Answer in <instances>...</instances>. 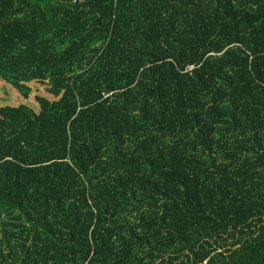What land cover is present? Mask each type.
Wrapping results in <instances>:
<instances>
[{
	"label": "trees",
	"instance_id": "trees-1",
	"mask_svg": "<svg viewBox=\"0 0 264 264\" xmlns=\"http://www.w3.org/2000/svg\"><path fill=\"white\" fill-rule=\"evenodd\" d=\"M0 80V264H264V0H0Z\"/></svg>",
	"mask_w": 264,
	"mask_h": 264
},
{
	"label": "rangeland",
	"instance_id": "rangeland-1",
	"mask_svg": "<svg viewBox=\"0 0 264 264\" xmlns=\"http://www.w3.org/2000/svg\"><path fill=\"white\" fill-rule=\"evenodd\" d=\"M9 52H11V50ZM29 86H30L31 94L35 98H36V96H39V95L44 96L45 94H47V90L49 87V85L47 84V81L42 82V81L35 80V79L29 83ZM15 87L18 88L17 86L11 84L10 82L7 84V83L0 80V103L5 101V99L9 100V102H10V100H14V99L18 98L17 94L14 93L16 91ZM31 94H30V96H31ZM47 97H48V95H47ZM51 97L52 96H50L48 98L50 99ZM29 100H31V99H29ZM29 102H31V101H29ZM229 241L231 242L232 239Z\"/></svg>",
	"mask_w": 264,
	"mask_h": 264
}]
</instances>
